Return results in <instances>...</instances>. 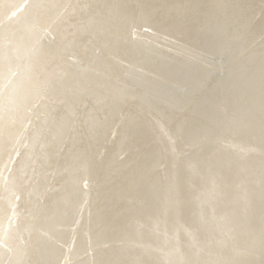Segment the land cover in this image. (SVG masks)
I'll list each match as a JSON object with an SVG mask.
<instances>
[{
	"label": "bare ground",
	"instance_id": "1",
	"mask_svg": "<svg viewBox=\"0 0 264 264\" xmlns=\"http://www.w3.org/2000/svg\"><path fill=\"white\" fill-rule=\"evenodd\" d=\"M0 264H264V0H0Z\"/></svg>",
	"mask_w": 264,
	"mask_h": 264
},
{
	"label": "rangeland",
	"instance_id": "2",
	"mask_svg": "<svg viewBox=\"0 0 264 264\" xmlns=\"http://www.w3.org/2000/svg\"><path fill=\"white\" fill-rule=\"evenodd\" d=\"M81 35L85 36L88 34L86 32H81ZM8 38H9V49H8V61L6 63L7 78L9 74L11 76L14 73V70H16V65L20 64L21 68L18 70L17 77L9 83V88L6 92V98L9 101L12 108L18 109L20 107V103L18 102L17 99V92L19 88L22 87L29 70L32 67L36 66L38 63L40 64L39 54H38L39 51L36 52V54H38V57L33 58L35 54L33 56H27L24 35L17 34L14 29L9 30ZM16 59L20 60V62H15ZM175 74L178 75L185 74V71L183 68H177Z\"/></svg>",
	"mask_w": 264,
	"mask_h": 264
}]
</instances>
